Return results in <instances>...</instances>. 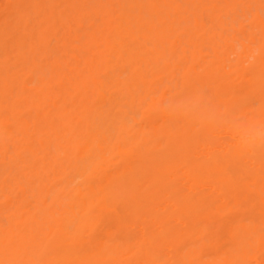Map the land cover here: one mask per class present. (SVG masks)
Here are the masks:
<instances>
[{
	"label": "bare ground",
	"instance_id": "1",
	"mask_svg": "<svg viewBox=\"0 0 264 264\" xmlns=\"http://www.w3.org/2000/svg\"><path fill=\"white\" fill-rule=\"evenodd\" d=\"M264 120V0H0V264H264V149L164 115Z\"/></svg>",
	"mask_w": 264,
	"mask_h": 264
},
{
	"label": "clouds",
	"instance_id": "2",
	"mask_svg": "<svg viewBox=\"0 0 264 264\" xmlns=\"http://www.w3.org/2000/svg\"><path fill=\"white\" fill-rule=\"evenodd\" d=\"M203 89L188 94L166 96L159 104L160 111L171 118H188L196 123L210 124L233 134L238 146L247 152L264 149V120L247 119L237 109L210 105Z\"/></svg>",
	"mask_w": 264,
	"mask_h": 264
}]
</instances>
